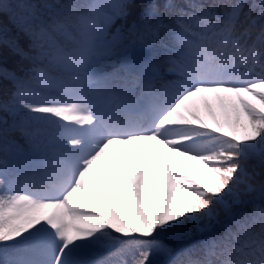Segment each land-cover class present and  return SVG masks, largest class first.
I'll use <instances>...</instances> for the list:
<instances>
[{"label":"snow or ice","instance_id":"snow-or-ice-1","mask_svg":"<svg viewBox=\"0 0 264 264\" xmlns=\"http://www.w3.org/2000/svg\"><path fill=\"white\" fill-rule=\"evenodd\" d=\"M0 264H264V0H0Z\"/></svg>","mask_w":264,"mask_h":264},{"label":"trees","instance_id":"trees-1","mask_svg":"<svg viewBox=\"0 0 264 264\" xmlns=\"http://www.w3.org/2000/svg\"><path fill=\"white\" fill-rule=\"evenodd\" d=\"M210 100H211V98H210ZM211 103L213 104V107L216 108V102H215V100H211ZM199 106H200L201 111L203 112L204 111L203 105L200 104Z\"/></svg>","mask_w":264,"mask_h":264}]
</instances>
